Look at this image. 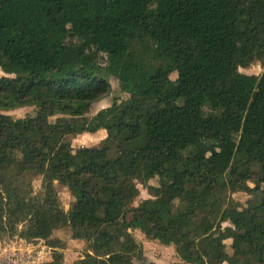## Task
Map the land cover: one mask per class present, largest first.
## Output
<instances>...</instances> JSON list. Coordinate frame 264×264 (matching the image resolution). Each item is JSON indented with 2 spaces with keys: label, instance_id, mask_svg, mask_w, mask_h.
Returning a JSON list of instances; mask_svg holds the SVG:
<instances>
[{
  "label": "trees",
  "instance_id": "obj_1",
  "mask_svg": "<svg viewBox=\"0 0 264 264\" xmlns=\"http://www.w3.org/2000/svg\"><path fill=\"white\" fill-rule=\"evenodd\" d=\"M0 70V243L42 240L59 264L69 227L90 247L76 264H133L137 230L173 264H264V0H0ZM107 75L122 94L90 114ZM138 184L167 210L135 205Z\"/></svg>",
  "mask_w": 264,
  "mask_h": 264
},
{
  "label": "rangeland",
  "instance_id": "obj_2",
  "mask_svg": "<svg viewBox=\"0 0 264 264\" xmlns=\"http://www.w3.org/2000/svg\"><path fill=\"white\" fill-rule=\"evenodd\" d=\"M262 65L260 63H254L250 65L248 68H239V71L241 73L247 74V75H259L262 72ZM2 76H8L4 74L0 70V77ZM106 79L108 80L110 84V94L107 96H102L101 99L98 101L94 102L91 105L90 108V114L95 113L98 108L100 107H107L110 105L111 100L114 96H119L122 94L119 86V81L112 77L111 75H107ZM165 97L168 96V93L163 94ZM36 113V109L34 107H25V108H18L12 111L4 112V114L10 115L13 118H24L28 119L34 116ZM233 125L232 129L235 131H239L240 128V120L239 119H234L233 120ZM105 137V131L100 130L95 134H89V133H83L71 140V144L73 147H90V146H95L97 145L103 138ZM143 151H132V158L137 159L139 154ZM50 175L53 179H56L55 174H48ZM42 175L38 176L36 179L33 180L32 182V188L33 191L36 192L39 189L40 182L42 179ZM233 185L230 183V188H229V197L236 200V201H244L247 199L251 193H252V185L249 184L244 192H237L232 190ZM138 189H139V195L137 196L134 204L136 205L139 200L141 199H146V198H151L156 206L162 210L166 211L167 210V202L169 200L168 196H163L162 198L158 197H151L147 190L144 189L140 184H138ZM56 190L60 196V201H61V210L66 213L68 210V207L73 199L74 196V191L62 186L56 184ZM223 226H231L228 222H225ZM233 227V226H232ZM234 228V227H233ZM132 235L135 238L138 246H139V252L138 255L135 256L133 259V264H173V263H178L180 262V259L178 258L173 246H166L162 243L151 241L146 239L143 234L137 230H132ZM239 233L237 230L234 228V233H233V244L238 245L239 244ZM54 237H57L61 239L62 241L65 242V249H63L62 253L63 256L59 260V264H76V260L79 259L82 256V253L84 250L90 249L89 245L79 243L80 246H77L75 243L77 242H72L71 238V230L69 227L57 230L54 232ZM21 240V239H20ZM18 239H14L13 241V246L15 247H20L26 248V246H23L24 242L20 241ZM38 242H41V245H45L42 240H39ZM7 244H10L8 242ZM7 244L3 243L0 245V253L2 250H4V246H7ZM12 245V244H11ZM12 250V249H11ZM48 249H44V256L43 259L45 260H50L52 258L53 250L48 251ZM29 250L27 251H22L21 253L27 255ZM5 256V254L3 255ZM26 258H20L22 259L21 261L17 260L18 264H24L26 262ZM206 264H227L225 261L221 259L220 256H215L206 261Z\"/></svg>",
  "mask_w": 264,
  "mask_h": 264
},
{
  "label": "built area",
  "instance_id": "obj_3",
  "mask_svg": "<svg viewBox=\"0 0 264 264\" xmlns=\"http://www.w3.org/2000/svg\"><path fill=\"white\" fill-rule=\"evenodd\" d=\"M13 241L14 240H9L8 242H10V244H7L8 242L3 241L0 243L3 244H7V246H4V250H2V252L0 253V264H18L17 260L21 261L22 259L20 258H26V262L24 264H40L42 262H44L43 256H44V249L45 246L41 245V242H38L36 244H32V243H27L23 240L24 244L23 246H26V248H20L13 246ZM12 244V245H11ZM12 249V250H11ZM27 251L29 250L28 254L24 256L23 253H21L22 251ZM5 254V256H3ZM46 261V260H45Z\"/></svg>",
  "mask_w": 264,
  "mask_h": 264
},
{
  "label": "crops",
  "instance_id": "obj_4",
  "mask_svg": "<svg viewBox=\"0 0 264 264\" xmlns=\"http://www.w3.org/2000/svg\"><path fill=\"white\" fill-rule=\"evenodd\" d=\"M72 242H74V241H72ZM77 246H80V244L79 243H75ZM43 246H45V249H48V251H51L46 245H43ZM47 251V252H48Z\"/></svg>",
  "mask_w": 264,
  "mask_h": 264
},
{
  "label": "water",
  "instance_id": "obj_5",
  "mask_svg": "<svg viewBox=\"0 0 264 264\" xmlns=\"http://www.w3.org/2000/svg\"><path fill=\"white\" fill-rule=\"evenodd\" d=\"M103 108H104V107H100V108H98V110H97L96 112H98L99 110H101V109H103ZM96 112H95V113H96ZM95 113H93V114H95Z\"/></svg>",
  "mask_w": 264,
  "mask_h": 264
}]
</instances>
